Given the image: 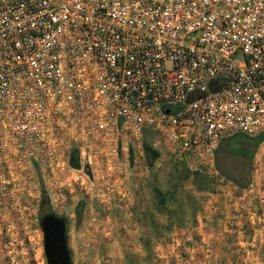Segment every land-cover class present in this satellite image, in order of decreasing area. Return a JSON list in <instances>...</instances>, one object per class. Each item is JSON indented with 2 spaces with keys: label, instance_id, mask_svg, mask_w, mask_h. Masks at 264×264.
Wrapping results in <instances>:
<instances>
[{
  "label": "built area",
  "instance_id": "obj_1",
  "mask_svg": "<svg viewBox=\"0 0 264 264\" xmlns=\"http://www.w3.org/2000/svg\"><path fill=\"white\" fill-rule=\"evenodd\" d=\"M145 132L190 172L261 137L245 201L264 228V0H0V207L65 142L123 183Z\"/></svg>",
  "mask_w": 264,
  "mask_h": 264
},
{
  "label": "rangeland",
  "instance_id": "obj_2",
  "mask_svg": "<svg viewBox=\"0 0 264 264\" xmlns=\"http://www.w3.org/2000/svg\"><path fill=\"white\" fill-rule=\"evenodd\" d=\"M145 140L159 152L151 167L144 158ZM156 142L149 132L128 151L130 170L121 184L96 181L97 168H88L85 161L80 167L87 168L91 178L72 170L66 142L58 152L64 164L53 174L33 167L31 180L10 183L12 197L0 207V264H47L38 214L42 187L53 214L67 221L72 264H194L202 240L199 213L207 203L214 205L218 188L234 185L221 178L214 165L190 172ZM252 221L247 217L233 238L264 241V228ZM246 226L252 231L242 233Z\"/></svg>",
  "mask_w": 264,
  "mask_h": 264
},
{
  "label": "crops",
  "instance_id": "obj_3",
  "mask_svg": "<svg viewBox=\"0 0 264 264\" xmlns=\"http://www.w3.org/2000/svg\"><path fill=\"white\" fill-rule=\"evenodd\" d=\"M217 191L212 196L214 205L211 207L210 202L207 203L206 208L199 213L202 218L199 230L202 240L193 257L194 264H264V241L252 239L240 242L233 238L240 235L247 217L250 218L245 201L247 190L229 184ZM249 229L251 232L252 228L246 226L242 233Z\"/></svg>",
  "mask_w": 264,
  "mask_h": 264
},
{
  "label": "trees",
  "instance_id": "obj_4",
  "mask_svg": "<svg viewBox=\"0 0 264 264\" xmlns=\"http://www.w3.org/2000/svg\"><path fill=\"white\" fill-rule=\"evenodd\" d=\"M147 133L149 132H145L144 135ZM260 142L261 137L251 138L242 134H236L222 140L214 155V169L216 173L238 189L248 188L251 183L250 175L253 169V157ZM142 147L145 162L151 167L159 158V152L146 140L143 142ZM68 163L71 168L79 169L80 163L77 150H70ZM184 170L188 172L186 167H184ZM50 213L53 212L49 206L46 190L42 187L38 214L41 218Z\"/></svg>",
  "mask_w": 264,
  "mask_h": 264
},
{
  "label": "water",
  "instance_id": "obj_5",
  "mask_svg": "<svg viewBox=\"0 0 264 264\" xmlns=\"http://www.w3.org/2000/svg\"><path fill=\"white\" fill-rule=\"evenodd\" d=\"M43 249L47 264H72L67 243V221L53 213L42 216Z\"/></svg>",
  "mask_w": 264,
  "mask_h": 264
}]
</instances>
